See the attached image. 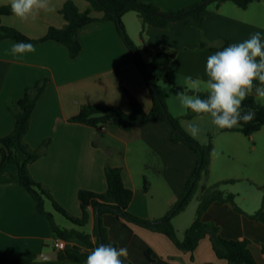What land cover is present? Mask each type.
I'll return each instance as SVG.
<instances>
[{"label":"crops","instance_id":"0c3cea01","mask_svg":"<svg viewBox=\"0 0 264 264\" xmlns=\"http://www.w3.org/2000/svg\"><path fill=\"white\" fill-rule=\"evenodd\" d=\"M66 1L69 0H50L55 11L41 12L35 20L22 22L12 14L3 16L1 23L32 39H40L50 27L61 29L66 25L60 14ZM70 1L81 12L90 8L86 0ZM202 1L155 0V4L161 11H168L183 10ZM0 6L10 7V0H0ZM93 15L102 17V13L94 12ZM123 23L146 62L149 58L144 53L145 45L152 49L166 47L175 53L168 70L155 72L164 93L173 96L174 93L165 87L166 79L189 88L188 76L197 82L208 79L206 61L217 52L211 47L221 48L225 41L229 44L243 42L255 32H260L264 38V2H254L247 9L231 2L218 9L211 6L205 12L202 28L185 25L182 21L171 23L167 29L149 26L143 33L144 39L139 34L142 23L136 12L125 14ZM78 36L82 49L76 58L70 57L66 46L52 40L37 43L35 51L22 55L11 52L16 41L0 40V137L10 134L15 127V117L9 108L17 106L28 88L47 80L25 136V142L33 149H40L44 141H49L47 148L41 149L40 158L30 165L32 178L46 187L69 214L80 217L79 192L87 190L104 194L107 191L105 170L107 167L117 168L122 172L124 185L133 191L130 213L151 222L162 219L180 201L196 167L197 155L184 143L171 141L170 129L161 115L136 123L131 132L113 124L93 128L71 122L83 105H116L129 112L122 85L136 97L146 113L152 108V97L144 78L113 22L96 21L82 28ZM202 42L208 47L200 48ZM200 88L205 92L203 83ZM255 97L264 105V98ZM176 99L178 107L167 99L168 109L174 117H182L187 110ZM207 118L182 119L181 126L188 133L189 123L195 122L205 129L214 127L217 135L227 134L224 138L238 141L240 133H225L227 129H219ZM254 136L264 146V127ZM195 139L201 144L207 142L203 132ZM244 143L242 140V145ZM244 148L247 147H214L207 181L208 185L230 179L240 181L239 185H224L222 190L235 195V203L242 212L232 204L215 202L203 219L217 226L223 238L247 241L256 263L264 264V222L249 218L262 207L264 191L259 186H264V182L259 179H264V158L259 157V176L253 169H248L240 177L241 170L218 164L217 156H214L219 150L224 155L237 152L247 160L242 153ZM16 175L14 164H8L0 174V256L6 264L27 257H34L30 264H85L59 259L55 247L59 239L54 235L50 221L38 213L36 200L13 179ZM144 177L149 184L147 191L144 190ZM44 207L56 220L58 213L52 204L46 201ZM197 207V200L190 202L185 211L172 219L179 239H183L186 229L193 223ZM89 212V224L83 228L66 219H58L56 224L93 234L100 221L93 209L90 208ZM100 220L110 242L117 248H127L128 257L124 264H228L217 258L208 237L200 241L193 253H188L178 249L166 235L129 224L116 215L104 214ZM64 242L66 249L75 248L79 255L90 251L76 238ZM48 251H57V258L38 259L40 254ZM148 251L150 258L146 255Z\"/></svg>","mask_w":264,"mask_h":264},{"label":"trees","instance_id":"16d2710c","mask_svg":"<svg viewBox=\"0 0 264 264\" xmlns=\"http://www.w3.org/2000/svg\"><path fill=\"white\" fill-rule=\"evenodd\" d=\"M86 2L90 8L85 12H81L73 1H66L60 10L66 25L61 29L50 27L47 34L40 39H32L15 28L2 25L1 18L12 15V12L10 7L0 6V40L11 39L16 42L24 41L33 45L52 40L66 46L70 57L76 58L82 49L78 36L82 28L96 21L113 22L124 44L131 52L135 66L144 78L146 87L152 97V108L150 112L146 113L136 97L131 95L122 85L121 88L130 106L129 112L116 105H83L80 112L71 118L70 121L93 128H101L113 124L124 131L131 132L136 123L161 115L170 129L171 141L173 143H184L197 155V164L186 183L185 191L177 205L164 218L151 222L130 213L129 206L133 198V191L124 185L120 169L107 167L105 170L107 191L104 194H99L81 190L78 194V199L82 215L75 217L69 214L54 200L49 190L36 182L30 173V165L40 158L41 149L47 148L49 144V141H44L40 149H33L25 142V136L30 129L33 111L47 87V80H42L33 87L28 88L23 98L18 101L17 106L9 108L15 117V127L10 134L0 137V152L2 156L0 174L3 169L7 168L8 164L16 165L17 175L13 176V179L36 200L38 213L50 221L54 235L59 240L64 241L76 238L86 244L90 250L81 255L76 253L75 248L59 251L60 260L85 263L91 250L100 244L114 247L116 245L110 242L107 230L101 220L96 225L93 234H87L75 228H61L56 224L54 215L45 210L46 201L52 204L55 212L79 228L89 224V209L91 208L100 216V219L104 214H113L129 224L164 234L178 249L184 252L193 253L198 248L200 241L208 237L217 258L226 260L228 264H257L247 241L227 240L220 235L217 226L207 223L203 219L208 208L215 202L232 204L237 211L242 212L235 203V195L222 190L224 185L234 184L237 180H223L208 185L207 181L211 172L214 150L211 138L207 144H201L184 131L181 126V120L196 117L190 110H187L182 117H174L168 111L166 98L155 72L159 69L168 70L175 58V53L166 47L152 49L145 45L144 53L149 58V62H146L142 52L129 36L123 23V17L129 12L138 14L142 23L141 37L143 38V33L149 26L167 29L171 23L182 21L185 25L202 28L205 21V12L211 6H214V9H218L222 4L231 2L241 9H247L250 4L264 2V0H203L183 10L169 11H161L156 6L155 0H145L144 2L141 0H86ZM94 12L102 13V17H94ZM228 45L229 41H225L221 48L211 47V49L219 51ZM207 47L208 44L206 42H202L200 45L202 49ZM166 82L178 91H188L189 89L188 87L177 86L168 79H166ZM201 95L203 98L205 92L201 91ZM243 108L244 110H254L256 113L255 119L248 124L242 123L241 126L227 129V131L238 132L250 138L264 127V105L252 94L243 102ZM148 189L149 184L147 178L144 177V190L147 191ZM259 189L264 191V186H259ZM194 198L198 201L196 217L186 229L183 239H179L177 231L172 224V219L185 211ZM249 218L264 222V198L260 210L253 215H249ZM146 255L150 258L149 251L146 252ZM33 260L34 257L22 258L15 261L14 264H30ZM0 264H6L1 256Z\"/></svg>","mask_w":264,"mask_h":264},{"label":"clouds","instance_id":"9594fccd","mask_svg":"<svg viewBox=\"0 0 264 264\" xmlns=\"http://www.w3.org/2000/svg\"><path fill=\"white\" fill-rule=\"evenodd\" d=\"M12 14L20 21L35 20L41 12H54L50 0H10ZM35 51L31 43L15 42L13 55ZM205 73L208 79L197 82L191 76L186 81L191 85L188 91L176 93L180 105L190 110L198 119L210 118L219 129H232L248 124L255 119V111L244 110L243 102L252 94L264 98V38L260 32L250 34L243 42L229 44L210 55L206 61ZM200 83L205 85L202 98ZM189 135L196 138L200 127L190 122ZM128 257L127 248H116L100 244L91 250L85 264H124ZM123 258V259H122Z\"/></svg>","mask_w":264,"mask_h":264},{"label":"rangeland","instance_id":"374dc122","mask_svg":"<svg viewBox=\"0 0 264 264\" xmlns=\"http://www.w3.org/2000/svg\"><path fill=\"white\" fill-rule=\"evenodd\" d=\"M137 28H139L138 25H137ZM139 34L141 36V31H140ZM165 87L169 88V91H171V92L174 93L173 96H170V95H166V93H164V91H163V93L165 95V98L168 96V98H166V103L169 100V102H172V104L174 105V107H178V101H177V99L175 101V97L177 98L176 93L177 92H180V91H178L176 88H174L173 86H171L169 84H166ZM167 107H168V103H167ZM168 111H169V109H168ZM183 120H185V119H183ZM199 127H200V132H203L204 136H206V140H207L206 144L208 143L209 139L211 138L213 147H247V148H244L242 150V153L247 157V160L243 159V157L239 153H237V152L236 153L230 152V153H228L226 155H224L222 153V151H220V150L218 152H215L214 156H217L218 164H221V165L224 164L225 166H227L229 168L241 170V173L238 174V176H240V177L243 176V173L244 172H247L248 169L249 170L250 169H253V172L254 173H257L258 176H259V173H258L259 171H258L257 167H259V163H260L259 161L261 160V159H259V157L262 156V159L264 158V154H263L264 153V151H263V149H264L263 147L264 146L258 140L259 138L257 136L255 137L253 135L252 137L249 138V137H246V136H244L242 134H239L240 136H239L238 141H235L233 138L232 139H226V138H224L225 135H227V134H219V135H217L216 134V129L214 127H208L206 129H205V127H203L201 125H199ZM228 132L229 133H232L231 131H225V133H228ZM226 137H231V136H226ZM240 139H242L243 141H245V143L243 145H242V140H240ZM232 178H235V177H232ZM259 180H260L261 183L264 182V181H262L264 179H259ZM238 182H240V181H238ZM238 182H235V184H233V185H239V184H241V183H238ZM236 183H238V184H236ZM230 185H232V184H230ZM196 200L197 199L194 198L192 200V202L195 203ZM48 209L49 210L50 209L52 210V208H50V207ZM56 215H57L56 216L57 219L55 220V222L57 224L59 222L58 219H62V220H65L66 219L62 215L59 216L60 214H56Z\"/></svg>","mask_w":264,"mask_h":264},{"label":"water","instance_id":"95a60500","mask_svg":"<svg viewBox=\"0 0 264 264\" xmlns=\"http://www.w3.org/2000/svg\"><path fill=\"white\" fill-rule=\"evenodd\" d=\"M97 220L98 222L100 221V216L97 214ZM58 256L57 251H48L46 253H42L38 256V259L40 260H51V259H56Z\"/></svg>","mask_w":264,"mask_h":264},{"label":"built area","instance_id":"2783aa9c","mask_svg":"<svg viewBox=\"0 0 264 264\" xmlns=\"http://www.w3.org/2000/svg\"><path fill=\"white\" fill-rule=\"evenodd\" d=\"M56 249L58 251H64L66 249V244L63 240H58L55 244Z\"/></svg>","mask_w":264,"mask_h":264}]
</instances>
